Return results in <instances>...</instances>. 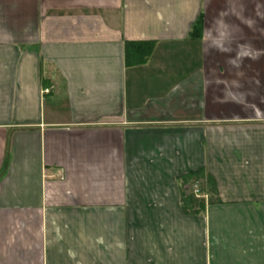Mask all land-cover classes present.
I'll return each mask as SVG.
<instances>
[{
    "label": "crops",
    "instance_id": "1",
    "mask_svg": "<svg viewBox=\"0 0 264 264\" xmlns=\"http://www.w3.org/2000/svg\"><path fill=\"white\" fill-rule=\"evenodd\" d=\"M0 264H264V0H0Z\"/></svg>",
    "mask_w": 264,
    "mask_h": 264
},
{
    "label": "trees",
    "instance_id": "2",
    "mask_svg": "<svg viewBox=\"0 0 264 264\" xmlns=\"http://www.w3.org/2000/svg\"><path fill=\"white\" fill-rule=\"evenodd\" d=\"M200 35V22L199 20L196 21L194 24L190 38L191 39H198ZM154 43L151 41H126L124 44V62L127 67L135 66L139 64H143L149 58L150 54L152 53ZM189 180H196L198 178L195 177L194 173L189 174ZM203 194V190L201 189ZM193 198V195H189ZM190 198V199H191Z\"/></svg>",
    "mask_w": 264,
    "mask_h": 264
},
{
    "label": "built area",
    "instance_id": "3",
    "mask_svg": "<svg viewBox=\"0 0 264 264\" xmlns=\"http://www.w3.org/2000/svg\"><path fill=\"white\" fill-rule=\"evenodd\" d=\"M189 191L190 193L195 196V197H201L202 195V192H201V189L199 187V183L198 181H193L190 186H189Z\"/></svg>",
    "mask_w": 264,
    "mask_h": 264
},
{
    "label": "rangeland",
    "instance_id": "4",
    "mask_svg": "<svg viewBox=\"0 0 264 264\" xmlns=\"http://www.w3.org/2000/svg\"><path fill=\"white\" fill-rule=\"evenodd\" d=\"M199 187H200V185H199ZM201 188V187H200Z\"/></svg>",
    "mask_w": 264,
    "mask_h": 264
}]
</instances>
